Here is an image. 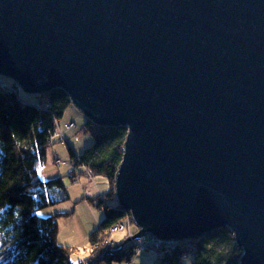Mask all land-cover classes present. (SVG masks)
<instances>
[{
	"label": "water",
	"instance_id": "obj_1",
	"mask_svg": "<svg viewBox=\"0 0 264 264\" xmlns=\"http://www.w3.org/2000/svg\"><path fill=\"white\" fill-rule=\"evenodd\" d=\"M0 75L126 128L125 242L228 228L264 264V0H0Z\"/></svg>",
	"mask_w": 264,
	"mask_h": 264
},
{
	"label": "trees",
	"instance_id": "obj_2",
	"mask_svg": "<svg viewBox=\"0 0 264 264\" xmlns=\"http://www.w3.org/2000/svg\"><path fill=\"white\" fill-rule=\"evenodd\" d=\"M10 86H17L0 78ZM47 99L28 103L19 90L0 86V264H74L75 247L58 241L59 216L43 215L48 206L69 198L62 176L45 177L41 167L47 162L52 131L70 104L61 89L40 92ZM86 129L91 144L80 155L68 151L73 170L84 165L93 175L109 182L105 193L85 197L103 217L88 236L89 255L78 264L130 262L135 244L112 239L111 227L129 213L114 201V182L121 160L127 130L124 126H102L87 117ZM76 158V159H75ZM72 178V174H68ZM73 179V178H72ZM126 235V234H125ZM182 239L176 248L163 251L154 264H182L184 255L193 252L190 264H238L242 249L233 234L224 228L199 238ZM195 244V245H193ZM159 259V262H157Z\"/></svg>",
	"mask_w": 264,
	"mask_h": 264
},
{
	"label": "rangeland",
	"instance_id": "obj_3",
	"mask_svg": "<svg viewBox=\"0 0 264 264\" xmlns=\"http://www.w3.org/2000/svg\"><path fill=\"white\" fill-rule=\"evenodd\" d=\"M0 78L10 83L14 82L13 79L6 76L0 75ZM19 94L22 100L28 103L39 102L40 100L44 102V100L47 99L43 94L27 93L21 87H19ZM61 118L64 119L63 121L59 119L57 128L58 132H62L64 137H66L67 134L71 133L72 138L70 141L74 149L78 153L83 152L91 144V138L85 125L87 117L72 103H70L65 109L64 114ZM69 123H72L73 125L69 129H67L65 125ZM60 138L63 139V137ZM54 140L62 143L63 146H60L58 143H52L53 145H50L47 150V161L51 159L52 152L53 150H55L59 162L63 163V165H66L70 160L68 151L69 144L67 142L64 143L65 140L61 141L58 137H55ZM61 169L62 182L67 189L69 198L64 202L48 206L41 212V214L52 215L58 213H66V216H59L57 218V238L59 242L68 241L72 244V246L75 247L74 253L72 254V260H75L87 255L89 233L97 227L98 223L103 217L102 211L91 204L85 197L96 196L98 192L104 191V189H100V191H98V188H108L109 182L105 177L101 175H94V180L90 179L86 175L87 172L82 168V171H78V168L75 170L78 174H76L75 171L69 172L72 174V179L68 176L69 173L67 172V170H65V167H61ZM114 201L116 200H112L109 203L113 204ZM129 230L132 236L137 232V226L133 221L130 223ZM124 234L125 233L123 232H113L111 237L115 240L116 238H121L122 236H124ZM125 237L128 238L127 234L125 235ZM73 263H75V261H73ZM133 263L134 261H131V264ZM190 263V258L186 256L183 257L182 264ZM97 264L105 263L98 262ZM110 264H130V262H112Z\"/></svg>",
	"mask_w": 264,
	"mask_h": 264
},
{
	"label": "built area",
	"instance_id": "obj_4",
	"mask_svg": "<svg viewBox=\"0 0 264 264\" xmlns=\"http://www.w3.org/2000/svg\"><path fill=\"white\" fill-rule=\"evenodd\" d=\"M0 86L5 87L9 90H14V91L19 90V85L13 87V86H10L9 84H6L5 82H0ZM58 124H59V120L55 121L54 129L52 131V137L51 138L53 140L55 137H58L61 141L65 140L64 143H66V142H68L66 137L63 136L62 132H58V130H57ZM72 125H73L72 123H69V124H66L65 127L67 129H69L70 127H72ZM60 137H63V139ZM81 168L84 169L87 172V175H89V177L93 179V173L88 168H86L84 165L78 167L79 170H81ZM131 222H132V219H131L130 215L128 214L127 216H125L123 221L115 223L111 227V231L115 232V233L116 232H123V233L127 234L128 238H132L131 237L132 235H131L130 230H129ZM131 241L135 244L134 251H136V253H138L140 251H144V250H149L155 255V258H158L163 254V251H169V250L175 249L176 245L178 244V242L180 240H160V239L154 238L152 236L145 235V236H141L138 239H133ZM191 241L192 240L187 239V244L192 245ZM193 245H195V244H193ZM185 256L191 259L194 256V253L188 252V254L184 255L183 257H185Z\"/></svg>",
	"mask_w": 264,
	"mask_h": 264
},
{
	"label": "crops",
	"instance_id": "obj_5",
	"mask_svg": "<svg viewBox=\"0 0 264 264\" xmlns=\"http://www.w3.org/2000/svg\"><path fill=\"white\" fill-rule=\"evenodd\" d=\"M64 119V118H63ZM63 119L62 118H60V120L61 121H63ZM67 134V133H66ZM71 138H72V136H71V133L70 134H67L66 135V139L68 140V146H71L72 147V149L74 150V152L77 154V155H80L82 152H80V153H78V152H76V150L74 149V147H73V145L71 144ZM54 140V139H53ZM52 140V143H58L60 146H63L62 145V143H60V142H58V141H53ZM76 141V140H75ZM78 141V140H77ZM51 145H53V144H51ZM69 157H70V154H69ZM61 167H65V170H67V172L69 173V172H71L72 171V169H73V162H72V160H71V157H70V160L67 162V164L66 165H63V163H60L59 162V160H58V158H57V156H56V151L55 150H53V152H52V156H51V159H49L48 161H47V163L45 164V165H43L42 167H41V169H40V171H41V175L42 176H45V177H54V176H61L62 175V169H61ZM79 171H82V170H79ZM75 173L76 174H78L76 171H75ZM79 174H82V173H79ZM87 175V174H86ZM88 177H89V175H87ZM90 178V177H89ZM93 178H94V175H93ZM77 179H78V177H77ZM90 179H92V178H90ZM94 180V179H93ZM108 188H109V183H108ZM108 188H102V187H99L98 189V191H100V189H104V191H101V192H98V194H102V193H105L107 190H108ZM97 194V195H98ZM125 237V234H124V236H122L121 238H116L115 240L116 241H121L123 238ZM61 244H68V245H72L70 242H68V241H61L60 242ZM89 255V250H88V252H87V255L86 256H83V257H81V258H78V259H75V260H73V261H75V263L74 264H78L83 258H85V257H87ZM131 261H134V263L133 264H154L156 261H155V255L151 252V251H149V250H144V251H140V252H138V253H136L134 256H133V258H132V260ZM131 261H130V264H131ZM157 262H159V259H158V261ZM127 263H129V262H127Z\"/></svg>",
	"mask_w": 264,
	"mask_h": 264
}]
</instances>
